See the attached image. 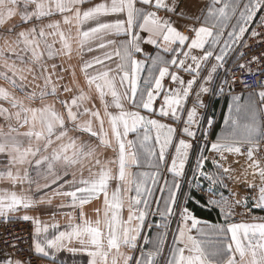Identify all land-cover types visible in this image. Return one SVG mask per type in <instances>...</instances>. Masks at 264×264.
<instances>
[{
	"label": "snow or ice",
	"instance_id": "snow-or-ice-1",
	"mask_svg": "<svg viewBox=\"0 0 264 264\" xmlns=\"http://www.w3.org/2000/svg\"><path fill=\"white\" fill-rule=\"evenodd\" d=\"M21 2L19 23L8 24L0 16V28H4L0 32V67L5 70L0 71V79L9 88L24 92L25 73L34 74L38 67L39 76L33 75V79L43 83L31 92H24L22 97L0 86V102L9 105L4 107L0 103V117L9 122L7 131L0 127V155L7 158L6 165L0 168V181L13 185L35 184L36 191L51 189V192L34 200L23 191L17 194L0 190V222L8 223L10 214L23 209L19 219L34 225L31 254L25 259H14L3 253L0 264H33V258L57 264L56 254L62 250L73 255L84 254L88 257L87 264H161L160 257L174 218L177 228L164 264H264V223L232 220L237 206L248 209V197L235 200L221 195L219 199L202 202L194 192L184 188L187 182L188 188L198 189L201 178L208 181L209 191L227 187L225 178L239 182L240 178L232 175L234 169L225 165L228 155H244L249 163L242 175L247 176L251 169V174L260 178L259 184L245 181L257 193L252 206L264 210V167L258 159L260 142L264 140V85L258 92L253 90L242 97L230 91L235 79L221 75L233 46L243 43L248 26L258 13L264 12V0L243 3L242 0H210L201 25H185L183 31L170 18H185L180 0H110L95 4L91 0ZM161 12L166 16H161ZM56 13L60 14V20L49 19L43 23L44 18ZM260 17L259 26L264 27V15ZM233 19L235 23L231 22ZM36 21L41 23L37 25ZM21 25L32 26L17 31ZM225 29L230 30L225 32ZM112 37L125 39L117 41ZM143 45H150L155 51L146 53ZM20 52L31 55L25 61ZM85 52L98 54L83 59ZM7 54H15L20 65L9 62ZM73 54L81 59L80 72L88 90L76 84L73 70L77 93L67 102L59 101L64 109L60 112L48 97L58 96L59 81L63 77L53 79L56 65L52 64L53 71L49 72L44 57L71 59ZM244 55L239 52L237 58ZM106 62H114L115 67ZM262 63L264 52L237 66L251 75V65ZM145 70L147 75L141 84V72ZM180 72L190 78L185 80ZM166 78L174 87L165 88ZM63 91L71 93L73 88L65 84ZM93 91L100 109L95 104L91 108L87 106ZM226 92L230 102L223 118L225 132L213 141L210 130L214 120L201 111L208 106L204 96H223ZM36 101H39L38 107L33 106ZM85 116L88 118L84 119ZM165 118L176 124L163 122ZM12 121L26 131H18ZM71 132L87 134L96 143H86L70 135ZM130 133H135V139L128 138ZM201 139L208 146L202 143L197 147L194 141ZM245 145L247 151L242 152ZM98 148H112L115 159L110 158L101 165ZM205 152H211L212 157ZM92 160L100 166L99 170L84 178L85 163ZM209 160L217 171L205 170ZM33 164L37 179L30 176L26 167ZM110 165L116 166L115 176ZM133 165L146 166L148 170L133 175L129 171ZM186 165L191 166L192 180L186 179ZM76 170L81 172L79 180ZM70 173L73 179L66 180ZM113 179L117 186L109 193ZM121 183L125 185L123 195ZM157 191L161 194L158 197L154 195ZM231 195L234 197L235 193ZM54 197L65 199L59 207L73 209L64 214L67 218L64 231L55 222L42 226L38 218L28 214L36 204H51ZM101 197L102 207L96 209L93 221L86 216L84 206ZM125 202L127 220L122 216ZM200 207L217 211L223 223L209 224L201 220L197 215ZM77 209L79 223H76ZM152 216L158 219L153 222L149 219ZM49 228L55 230L51 238L47 235ZM153 229L154 233L145 231ZM73 243L79 247L71 246ZM138 245V257L122 251L125 248L136 251ZM145 245L151 247L145 251ZM10 246L17 248L15 243Z\"/></svg>",
	"mask_w": 264,
	"mask_h": 264
},
{
	"label": "crops",
	"instance_id": "crops-1",
	"mask_svg": "<svg viewBox=\"0 0 264 264\" xmlns=\"http://www.w3.org/2000/svg\"><path fill=\"white\" fill-rule=\"evenodd\" d=\"M101 2H110V0H91L92 4L95 3H101ZM210 3V0H180V5L182 8L185 9V18L181 19L180 17H170L173 21L174 24L180 29L184 30L185 25H190V26H200L201 23L203 22V17L207 13V5ZM91 5H85L84 7H88ZM23 9V4L21 0H3L2 3H0V16H2L5 20L8 21V24H17L19 23V11ZM29 10L31 11V6L29 7ZM161 16H166L165 13L161 12L159 13ZM194 16L195 19H188V17ZM167 18V17H166ZM49 19H55V20H60V14L56 13L54 14L51 18H44L43 23H47ZM103 19V18H102ZM236 22V21H235ZM37 25L41 23L40 21L34 22ZM253 23V22H252ZM251 23V24H252ZM8 24L4 25L5 28L8 27ZM250 24V25H251ZM250 25L248 26V29L250 28ZM32 25H21V28H17L16 30L19 31L22 28L30 27ZM66 27V26H65ZM73 29V33H74ZM0 32H4V28H0ZM142 35L147 36V33H142ZM113 39H116L117 41L121 39H125V37H112ZM22 47V46H21ZM55 47H59V44L55 45ZM145 52L146 53H153L155 49L150 46V45H143ZM98 54V53H87L85 52L83 54V59H89L91 55ZM9 57V62H15L18 66L20 65V61L17 60L15 54H7ZM20 55L23 57L25 61L28 60V57L31 55L28 52H20ZM138 59L143 58L141 56H137ZM115 57H113V61H115ZM44 63L48 66V71L52 72L53 69L51 68L52 64L56 65V76L53 77V79H57V77H63L62 80L59 81L60 83V90L58 93V96L56 98L53 97H48L49 102L55 103V107L58 111L63 112L64 109L62 105L59 103L60 100H64L65 102L70 100V97L73 94L77 93V88L76 85L73 84V76H72V71L75 70V81L76 84L79 85L80 88H83L85 91L88 90L87 85L84 81L83 74L80 72V63L81 59L76 57L75 54H73L72 58L69 59L67 57H60L56 56L52 60H48L47 56L44 57ZM110 67L114 68L115 63L114 62H106ZM71 65V67H69ZM210 66L206 65L205 66V71L203 74H206V69L207 67ZM175 70V69H173ZM0 71H5L2 67H0ZM222 72V70H221ZM40 69L38 67L35 68L34 74H29L25 73L27 79L24 81V92H31L33 88L36 87V85H42L43 81L39 79H33V75L39 76ZM185 80L189 79L190 77L183 73H179ZM8 75H11V73H8ZM147 75L146 70L141 72V81L140 83H143V77ZM19 83V81H18ZM67 84L70 85L73 88V91L71 93H65L63 91V86ZM0 86L4 88H9V85L6 81L0 79ZM164 86L165 88H172L174 85L171 83V81L166 78L164 81ZM9 91H12L15 95L17 96H23L24 92H21L19 89H11L9 88ZM231 91V90H230ZM235 93L236 95H240L242 97L248 96L252 91H231ZM258 92V91H257ZM92 101L88 103V107L91 108L93 104H95L97 109H100V104L99 101L96 99L95 92L93 91L92 93ZM258 100V96L256 97ZM160 100H162V97L158 98L156 107L158 108L160 106ZM204 100L207 102V109L206 110H201L202 112L206 113L207 115L211 116L214 120V127L210 130V139L211 140H216L218 136L223 135L225 132L226 126L224 125V116L228 113V104L230 102V96L226 92L223 96H217V95H208L206 94L204 96ZM3 104L4 107H9V105L6 102H0ZM243 103V101H241ZM33 106H39V101H36ZM190 106V102L188 104ZM110 111H115L114 109H110ZM84 119H87L88 117H83ZM165 123H172L173 125L176 124L174 121H170L167 118L163 120ZM14 127L18 128V131L23 132L26 131V128H20L18 125L15 124V121L11 122ZM8 121H5L2 117H0V127H3L5 131L8 130ZM71 128V125H69ZM107 121L105 120V128L107 129ZM142 132V130H141ZM70 135H73L75 137H78L80 140L89 143V144H95L96 140L93 137H90L87 134L83 133H77V132H71ZM129 139H135V133H130L129 134ZM200 143L204 144V146H208L207 142H203L201 140ZM197 141H194L196 144ZM25 144H27V141L25 140ZM138 148V146H137ZM247 151V146L242 147V152ZM97 155L99 156L101 165H103L107 160L115 159V152L112 148L108 149H97ZM205 155H208L209 157H212L211 152H205ZM219 159V157H216ZM258 159L261 162V166L264 167V156L258 155ZM7 163V158L5 156L0 155V168H3ZM249 163L248 160H246L244 155L240 156H231L228 155L227 158V164L225 166H231L234 169V172L232 175L238 176L240 178L239 182H236L234 180H229L225 178L224 183L227 185V187L223 188H215L211 191L208 190V181L204 180L203 178L200 179V185L199 188L196 190L191 189L190 192H194V195L197 199L201 200L202 202L212 198V199H219L221 195L224 197H229L230 199H235L239 200L242 197H248L249 199V207L248 209L241 208L237 206L235 208V215L232 217L233 222H244V223H264V219H260L261 217H264V210L257 209L252 206L253 204V197L257 194L255 189L248 188L246 186L245 181H252L255 184L260 183V178L259 176H253L251 174V169H248V175H242L244 169L246 168L247 164ZM188 166L186 165V169L188 170ZM29 168V174L33 179H37L36 173H35V165H30L26 166ZM99 165H96L95 160L88 161L86 166L83 168V177L88 178L90 177V174L92 172H96L99 170ZM112 169L113 176L116 174V166L115 165H110ZM148 170L146 166L143 167H137L133 165L129 171L135 175L137 172L140 171H145ZM205 170L209 172H215L217 169L213 168L211 165V161L209 160L206 163ZM81 177V172L79 170H76V179L79 180ZM193 177V176H192ZM192 177L190 180H192ZM73 179L71 173L66 177V180H71ZM117 186V181L116 179H113L110 181V186H109V193L112 192L114 188ZM53 187H58V185H54ZM125 185L121 183L120 189L122 195L124 194L123 189ZM65 188H67V185H65ZM189 189V188H188ZM188 189L186 191H188ZM0 190H7V191H15L17 194H20L22 191L24 194L32 196L34 200H38L41 196L46 195L47 193L51 192V189H42L41 191H36V186L35 184H28L24 183L23 185L21 184H10L7 181H0ZM235 193V196L233 197L231 193ZM155 196H160L161 194L157 191ZM62 202H66L63 197H54L52 199L51 204H36L33 208L28 210V214L31 216H34L38 218L41 221V225L43 226L44 224H52L53 222L58 223L60 225V231H64L67 229V218L64 215L67 212L73 211V209L70 208H61L59 205ZM102 207V197L99 200H93L89 204H86L84 206V212L88 218L91 220L96 219V209ZM156 205L153 204V210H155ZM24 212L23 209L20 210V212L10 214V220L12 219H19V216L22 215ZM242 213V214H241ZM75 215H76V223H79V210H75ZM198 217L203 220L207 221L209 224H216V223H223V219L219 217V214L217 211H213L210 208H204L200 207L197 212ZM122 216L125 220H127L128 217V207H127V202H125V206L122 212ZM253 217H256L255 220H253ZM153 222H155L158 217L152 216L149 218ZM175 220V218H174ZM176 223V222H175ZM177 228V224H175V228L172 230H168V237L167 240L165 241V248L164 252L161 254V264H164L165 259L170 255V245L172 244V237H173V231ZM147 232L154 233L153 230H145ZM33 233H34V225H32V235H31V247L33 243ZM55 233V230L49 228V231L47 235L49 238L52 237V235ZM195 234V233H193ZM229 239H230V234H229ZM140 244H142V239L140 241ZM71 246L74 247H79V244L73 243ZM151 245H145L144 249L147 251ZM123 252L126 254H130L133 257H138L140 255L139 252V245L136 251H129L128 249H122ZM58 257L57 264H87V259L88 257L85 256L82 253H77L73 255L70 252L67 251H61L56 254ZM33 264H48V261L45 259H37Z\"/></svg>",
	"mask_w": 264,
	"mask_h": 264
},
{
	"label": "built area",
	"instance_id": "built-area-1",
	"mask_svg": "<svg viewBox=\"0 0 264 264\" xmlns=\"http://www.w3.org/2000/svg\"><path fill=\"white\" fill-rule=\"evenodd\" d=\"M260 15H264V12L258 13L254 22L249 28L248 32L244 36L243 43L240 44L238 50L232 56L231 60L225 65L221 75L229 80L235 79V83L231 87V91H252L256 92L261 90V86L264 85V63L257 65L252 64V74H245L246 69H241L238 64L247 63L254 56H259L264 52V27H260ZM253 32L259 33V35L253 37ZM247 44L248 47H244ZM239 52H244L245 55L241 58H237ZM240 80H244L245 84L240 83ZM264 122V121H262ZM201 143L198 142L197 147ZM260 155L264 156V140L260 142ZM194 162V161H193ZM193 176L191 166H188L187 180ZM187 184V182L185 183ZM32 223L30 221H22L20 219L9 220L8 223L0 222V255L7 253L12 255L13 258L25 259L31 254V235H32ZM15 243L16 249H13L10 245ZM37 259L33 258V263ZM160 260H162L160 258Z\"/></svg>",
	"mask_w": 264,
	"mask_h": 264
},
{
	"label": "rangeland",
	"instance_id": "rangeland-1",
	"mask_svg": "<svg viewBox=\"0 0 264 264\" xmlns=\"http://www.w3.org/2000/svg\"><path fill=\"white\" fill-rule=\"evenodd\" d=\"M243 2H245V0H242V3ZM254 20H255V18H254ZM232 23H235V19H233V21H231ZM252 25V24H251ZM251 25H250V27H251ZM228 30H230V29H225V32H227ZM249 30V29H248ZM240 44L241 43H237V44H235L234 46H233V52L229 55V57L227 58V61H226V65H227V63L231 60V58H232V56L235 54V52L238 50V48H239V46H240ZM198 142L199 141H197V143H196V145H198ZM200 145V144H199ZM201 146V145H200ZM184 188H185V190H187L188 189V184H185L184 185ZM191 189L189 188L188 189V191H190ZM175 220H173V223L170 225V230H172V229H174L175 228Z\"/></svg>",
	"mask_w": 264,
	"mask_h": 264
},
{
	"label": "clouds",
	"instance_id": "clouds-1",
	"mask_svg": "<svg viewBox=\"0 0 264 264\" xmlns=\"http://www.w3.org/2000/svg\"><path fill=\"white\" fill-rule=\"evenodd\" d=\"M87 162L85 163V166H86Z\"/></svg>",
	"mask_w": 264,
	"mask_h": 264
}]
</instances>
